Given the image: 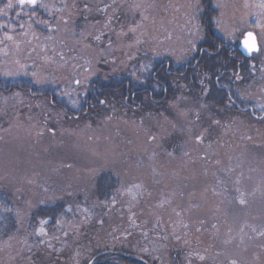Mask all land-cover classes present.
<instances>
[{"label":"rangeland","instance_id":"obj_1","mask_svg":"<svg viewBox=\"0 0 264 264\" xmlns=\"http://www.w3.org/2000/svg\"><path fill=\"white\" fill-rule=\"evenodd\" d=\"M76 1L36 0L32 10L42 7L40 19L49 24L53 9L55 20L59 17L60 3H71L65 9L70 13ZM80 1L84 14L87 2L94 3ZM129 1L126 8L131 17L127 18L134 25L124 37L104 42V35L95 33L99 17L89 11V20L81 13L72 25L58 23V31L65 29L68 38L85 35V40L94 32L92 37L103 44L97 51L87 46L79 52L78 58L91 57L90 62L83 58L80 64L83 69L90 67L91 73H81L85 81L73 86L74 77L59 79L43 67L40 59L46 60L48 50L38 60H23L32 49L21 43L28 34L31 38L35 21L23 11L15 16L13 0H0V203L13 202L21 230H29L25 219L35 207L62 204L65 212L54 228H64L66 238L46 246L61 256L70 252L72 257L64 264H84L92 253L107 250L130 253L147 264H264V120L254 124L247 116L229 119L203 103L207 89L201 92L199 88L196 95L174 78L168 79L173 90L157 111L144 113L142 108L134 115L115 111L106 119L71 122L57 109L83 112L97 67L106 58L103 55L116 59L123 46L138 50L133 61L134 70L141 74L140 83L133 85L160 97V86L150 79L159 63L166 62L171 71L184 74L196 66L186 67L203 47L211 45V37L214 51L238 47L243 34L252 31L258 51L249 58V76L219 85L229 91L237 88L245 100L252 99L253 115L264 113V0ZM209 14L212 21L207 23ZM37 29L41 42L50 31L42 26ZM42 43L39 52L44 50ZM37 69L42 72L36 75ZM204 78L198 81L201 87L208 85ZM112 81L107 85L118 82ZM27 88L39 96L46 89L55 107L46 105L43 98L35 105L26 98ZM233 94L231 107L241 100ZM249 118L253 119L250 114ZM105 174L113 178L116 190L104 203L90 204L96 181ZM180 216L187 224L177 227ZM41 229L37 234L42 238L45 230ZM92 231L96 235L87 240Z\"/></svg>","mask_w":264,"mask_h":264},{"label":"trees","instance_id":"obj_2","mask_svg":"<svg viewBox=\"0 0 264 264\" xmlns=\"http://www.w3.org/2000/svg\"><path fill=\"white\" fill-rule=\"evenodd\" d=\"M92 1H94V3L87 2V13L85 12V14V6L80 0L73 3L74 6L71 8L72 10L70 11V13H67L65 9L67 10L71 3H60L59 11H62L58 12L59 17L55 20L57 11L53 9L54 16L50 15L51 22L49 24L42 23L40 19V14L43 13L42 7H38V9H35L32 12L29 11L30 13H28V15L33 17L36 26H34V24L32 25L33 34L31 35V38L30 34H28V36H25L27 38H24L23 43H21L25 45L27 50L32 49L29 50L32 53H29L28 56H26L25 53V56L24 54L22 55V57L24 56L23 60L25 59L26 62H33L35 60H38L41 55L44 56V53H46L48 50L50 55L45 56L46 60L42 61V59H40L41 64L47 70V72H53L51 74H54L55 77L59 79L74 77L72 80L73 86H76L77 82H84L85 79L82 78L83 75L81 76V73H91L89 72L91 68L89 67L88 69H83V66H80V64L84 63L82 62V60H84L83 58H86V60L90 62L89 60H91V57H89V55H81L83 56V58H78L79 52L84 48L87 49V46H89L90 49L93 48L94 51H97L98 45L101 44V41L98 42L97 40H95V38L92 37L93 35H96L94 34V32L91 34V36L88 37V39L85 40L83 38L85 35L80 39H75L71 36L68 38L67 36H65V29L61 30L62 32L58 31V23L63 22L64 24L69 23L72 25L71 21L73 20L74 22V20L77 19V16L81 15V13H83L84 16L87 14L85 16V19L87 20H89L91 16L88 14V11L92 14L96 13L95 17H99L96 20L100 24L94 26L96 28L95 33L99 32L103 34L104 36L102 39L104 42L111 39L114 40L115 38H118V36L124 37L125 35H129V31L133 29L129 26L134 25L128 22L129 18H127L131 17L130 14H128L126 8V2L127 4L130 3L129 0H105L102 3L99 1L95 2V0ZM121 4H125V8L123 9L124 11L120 7ZM205 4L206 3L204 2L203 5ZM209 4L211 3L209 2ZM80 6L83 10H81V12L79 11ZM151 6L152 4H149L146 7L150 8ZM141 13L142 10L139 13L140 16H142ZM18 14L20 13L15 12V16ZM143 14L147 15L148 18L153 17L150 15V11L149 13L144 11ZM212 16V14L208 15L207 23H210L212 21ZM45 18L48 17L45 16ZM114 19L117 20L115 21ZM123 20L124 22H122ZM50 24H52L51 27ZM121 24L123 26H121ZM124 24H126L125 27ZM38 26H42V28L45 29V32H47V30L50 31L49 35H45L46 39H43V41L41 42H39L36 37ZM73 29L75 30L76 27L74 26ZM165 30L166 29L162 31L164 32ZM106 33L109 34L105 35ZM124 40L125 44L129 41L126 38ZM209 40L211 43L210 46H214L213 42H211L213 41L212 37ZM40 43H42V47L44 48L43 52H39L40 48L38 47H41ZM60 44L65 48L66 51H63L64 49H61ZM130 47L131 46L122 47L123 52L122 54H120V58L118 57L115 59V57L111 56L110 54L103 55L106 56V58H104V60L102 61L101 67H97L98 74L95 76L96 79L93 80L94 82H91L92 88L90 91V98L87 97V100L85 102L86 107L83 112L75 114L71 111H66L62 107L57 106L58 112H63L62 115H64L65 118H69L68 120L71 122H79L82 121L83 118H87L89 122H93V120L98 121L100 120L97 119L99 117H102V119L109 116L113 117L115 111L119 112L120 114L126 112V114L134 115L142 112L143 108L144 113L153 112V109L156 110V108L164 106V101H166L165 99L168 98L167 96L173 90V87L168 83V79L174 78L185 83L187 86L186 90L192 91L196 95L199 94L198 92H200V89L201 92L204 89H207L205 96L202 98V100L204 101L203 103L207 104L211 110H215L218 112L223 111L225 115L228 116V118L232 115L234 118H243L247 116L249 122L254 124L260 123L262 120H264V115L262 114H257L255 115L256 117L253 116V114L251 113L252 110H250L252 108L251 104L253 103L252 99L249 100L248 98H246L245 100V96L240 95L238 93V89L234 88L236 87L235 85H231L233 86L235 91H233V89L229 91V87L226 88V86L219 85L220 81L230 83L233 82L236 77L245 78L250 74V72H248L247 65L249 59L243 58L236 46H222L221 50L223 51L216 55H203L200 58L199 63L193 68H189L188 70H186L184 74H177L175 76H168L165 74H162L160 76L157 75V81L164 84L159 85L162 90V93L159 95L160 97H154L153 95H150L149 90H146L142 85H133L135 83H140L141 74L139 73V71L134 70L136 61L133 60L136 56H138V50L134 47V49ZM55 51L57 53H59L58 51H60L61 56H58ZM98 54L99 53L97 52L96 55ZM96 55L92 58L96 59ZM58 57H64L65 59L60 58L56 62V59ZM108 60L111 61L107 62ZM158 60L159 57H157V61ZM24 64H26L27 67L32 68H35L36 66L35 63H32V66H29L27 63ZM75 65H79L78 68L74 69L76 67ZM80 69H82L83 72H81ZM73 70L75 71V74L71 73L73 72ZM39 71L42 72V69H37L36 75ZM33 72H35V70H33ZM68 72L69 74H67ZM150 76V79L153 81V79H155L154 72L150 74ZM202 76L205 77V82L208 83V85H203V87L198 85V81ZM59 79H57L56 81H58ZM114 79L118 82L114 83V85H107V83H109L111 80L114 81ZM36 84H38V82H36ZM32 88H27L24 90L27 93L26 98H28V100L37 105L41 104L40 100L43 98V100L45 99L48 101L46 105H48V103L51 106L55 105L52 102L50 92H48L46 89L42 90V92L44 91V95L39 96L32 94L34 93ZM233 93H236L238 95V98H241V100L240 102H237L238 105L233 104V107H231L228 106L229 98H231V100L235 99ZM153 98H157L158 100L154 101ZM46 105H44L43 103V106ZM243 108H246L247 110L244 111ZM249 114L253 117V119L249 118ZM194 116L197 115L195 114ZM195 119H197V123L200 124V121H198V116L195 117ZM218 124L221 125L223 123H217V125ZM214 127L215 125H213V128ZM115 190L116 183L113 178L109 177L108 174L99 176L94 186V195L90 199V204L104 203L106 199H109L113 195V192ZM6 203L8 204L7 201L0 203V264H64L63 261L68 262V260L72 257V254L70 252L67 255L65 254L61 256L58 253H53V251L48 250L50 248H48L49 246H46V243L49 241L54 242L53 240L58 241L59 239L64 241L66 238V232H64V228H54L58 218L60 219V216L65 212L64 206L62 204H54L45 207H35L34 209H32V212L29 214L28 218L25 219L28 224L29 230H21V228H18L19 226L17 221H19V219H17L16 217V208L14 207V205H12L13 202H11L12 204H9L7 206ZM178 223L186 225L187 221L183 216H180L177 218V224ZM178 226L179 224L177 225V227ZM41 227L45 230L42 238L37 234V230ZM58 229H60L61 231L58 232ZM94 231L90 233L93 234ZM95 235L96 233L93 235H89V233H87V240L92 239ZM76 236H79V234H76ZM80 237L81 235L79 236V238ZM81 238L84 239V236ZM62 241L58 243H62ZM107 251H96L92 253L90 258L87 259L84 264H147L140 257L131 256L132 254L130 253L125 252L118 254Z\"/></svg>","mask_w":264,"mask_h":264},{"label":"flooded vegetation","instance_id":"obj_3","mask_svg":"<svg viewBox=\"0 0 264 264\" xmlns=\"http://www.w3.org/2000/svg\"><path fill=\"white\" fill-rule=\"evenodd\" d=\"M15 3V12L16 13H23L25 12V14H28L30 12H32L33 10V6L34 5H31V4H23L21 5L19 3V0H14L13 1ZM7 3V2H6ZM1 4V2H0ZM38 5V4H36ZM1 6V5H0ZM29 7V8H28ZM36 8L35 9H38V6H35ZM21 11V12H20ZM30 11V12H29ZM223 50H221V48H217L216 50L212 51L210 49V46L209 47H203L202 50L198 53V55L195 57V59L193 61H191V63H189L188 65H186V67H190V66H193V65H197L199 63V60L200 58L205 55V53H207V55H216L220 52H222ZM210 53V54H209ZM159 71V72H158ZM162 74H165V75H168V76H175L177 74L181 75L182 72H178V71H171L169 68H168V63L166 62H162V63H159L158 64V67L156 69V71H154V78L153 81L156 82L158 85H164L163 83H160L157 81L156 77L158 78V76L162 75ZM158 75V76H157ZM146 90H149L147 88H145ZM149 94L152 95V91L149 90Z\"/></svg>","mask_w":264,"mask_h":264},{"label":"water","instance_id":"obj_4","mask_svg":"<svg viewBox=\"0 0 264 264\" xmlns=\"http://www.w3.org/2000/svg\"><path fill=\"white\" fill-rule=\"evenodd\" d=\"M250 48L252 50H250ZM238 49L245 58H249L252 54L256 53L258 51V42L256 35L252 31L245 32L240 40Z\"/></svg>","mask_w":264,"mask_h":264},{"label":"snow or ice","instance_id":"obj_5","mask_svg":"<svg viewBox=\"0 0 264 264\" xmlns=\"http://www.w3.org/2000/svg\"><path fill=\"white\" fill-rule=\"evenodd\" d=\"M19 3H20L21 5H23V4H25V3H27V4H31V5H35L36 0H19ZM9 7H11V4H9ZM246 46H247V45H246ZM253 47H254V45H253ZM250 50H252V49L250 48ZM41 231L43 232V229H41Z\"/></svg>","mask_w":264,"mask_h":264}]
</instances>
